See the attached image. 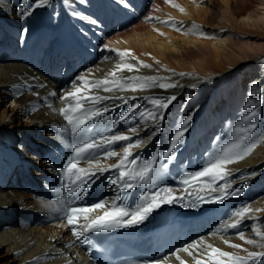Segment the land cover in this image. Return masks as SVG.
Listing matches in <instances>:
<instances>
[{
	"label": "bare ground",
	"instance_id": "obj_1",
	"mask_svg": "<svg viewBox=\"0 0 264 264\" xmlns=\"http://www.w3.org/2000/svg\"><path fill=\"white\" fill-rule=\"evenodd\" d=\"M128 4L124 7L119 0H49L47 6L21 19L18 12L26 7L22 0H0V264H90L86 256L88 233L77 239L72 234L74 226L52 224L49 218L56 207L60 212L56 222L66 223L67 207L88 206L82 195L76 199L72 188L64 187L71 184L62 170L71 158L72 137L70 131H65L68 125L59 111L66 106L60 96L71 90L77 76L95 83L121 62L131 63L138 70L119 71L116 79L153 76L157 84L175 86L135 92L94 90L93 95L108 97L95 107H107L109 111L102 112L86 136L98 139L100 135L125 133L133 140L139 137L148 142L133 151L143 160L155 152L157 144L163 150L170 134L191 116L168 168L154 184L126 194V203L132 207L140 192L156 187L171 188L173 195L183 199L162 204L141 224L120 227L121 239L156 253L153 261L144 264H180L173 253L185 264H195L196 259L207 260L208 244L246 255L224 240L249 251H264L237 235L242 231L246 238L259 241L253 232L254 219L264 216V211L246 214L239 229L219 230L241 206L264 209V141L243 159L228 164L226 172L230 174L213 185L231 183L227 191L240 189L238 196L225 195L217 201L219 192L209 191L207 181L201 180L199 185L190 181V186L180 182L218 155L225 144L234 142L240 135L236 126H247L242 119L246 113H258L254 119L257 128L251 136L259 138L264 134V0H128ZM73 11L99 23L93 25L73 15ZM168 20L175 26L163 23ZM8 32L12 36H7ZM44 47L48 50L42 59ZM57 51L63 52V61L54 77L49 69L56 70V63L61 61ZM122 51L131 54L123 61L118 55ZM45 72L51 76L46 77ZM171 96L176 100L162 122L154 125L148 121L145 127L137 112L115 123L114 118L131 105L138 104L143 111L152 108L149 98ZM5 99L11 106L4 104ZM157 126L161 131L149 141ZM130 127H136L138 132L127 133ZM60 138L67 143H61ZM51 140L56 143L55 150ZM124 143L114 144L109 150L122 154ZM51 154L55 157L48 166ZM98 158L105 167L118 159L105 160L102 155ZM89 163L92 161H81L79 166L88 168ZM50 174L57 177L51 198L39 200L46 176L47 184H51ZM109 178H114L112 171L102 176L97 173L92 187L94 202L114 197L115 186L109 184ZM197 194L208 202L196 201ZM60 200L63 206L55 203ZM49 203L51 208L44 206ZM185 203L197 206L184 207ZM83 224L81 219L76 230ZM201 240L204 243L198 249H189L192 256L177 252Z\"/></svg>",
	"mask_w": 264,
	"mask_h": 264
},
{
	"label": "snow or ice",
	"instance_id": "obj_2",
	"mask_svg": "<svg viewBox=\"0 0 264 264\" xmlns=\"http://www.w3.org/2000/svg\"><path fill=\"white\" fill-rule=\"evenodd\" d=\"M26 5L25 8L18 12L21 19H26L32 15V12L36 8H43L49 4V0H22ZM84 2V0H81ZM122 6L128 7V0H119ZM183 11V8H180ZM73 15L79 16L81 19L87 20V22L96 25L99 22L91 17H85L78 12L73 11ZM148 19H152L148 17ZM163 23L173 24L171 20L163 21ZM196 29V26H192ZM176 30H180L179 27ZM24 33H27L25 28ZM162 34V33H161ZM203 35V33H200ZM107 48V45H105ZM118 55L123 61L124 57L130 56V52L122 51ZM132 59H137L135 56H131ZM138 63L143 67H150V65L144 64L141 61ZM127 70L133 72L136 69L131 63L121 62L115 65V68L108 73V76L103 80H98L95 83L89 81L85 76H77L72 82L73 87L71 90L66 91L60 99L66 102V106L62 107L59 111L67 122L68 127L65 131H70L72 137L71 158L66 163L62 170L63 176L71 181V184H65V188H72V193L76 199L81 198V194L86 195L88 189L95 183L97 173L101 176L107 172L112 171L114 178H109V184L115 186V195L109 201L100 200L93 202L89 206L84 207H67V222L69 225L74 226L72 234L77 239L84 236L89 232H108L114 228L135 226L143 223L148 216L162 204H173L178 199L182 200L183 197H177L173 195V190L168 187L160 188L156 187L152 191L140 192L137 196L138 202L135 206L126 203L127 195L134 193L137 188L144 187L146 185L154 184L163 170L167 169L169 163L174 158L176 151L182 143L185 132L187 131L188 122L191 120V116L183 120L174 133L169 136L168 145L161 150L159 144H157L156 150L149 158L141 159L140 155L136 154L134 149H142L146 146L148 141H144L139 137L133 140L132 135L125 133H116L110 135H100L97 139L95 136H86L91 130L92 123L97 118L102 116V112H107L109 109L104 107L103 109L95 107L102 100L108 99V97H101L99 95H93V91L102 89L105 92L119 90H131L138 91L144 90L148 87L158 86L160 88H171L175 85L170 83L157 84V78L153 76L139 77L133 76L124 79H116V74L119 71ZM108 77H112L109 79ZM50 95H56V93H50ZM123 103H127L126 99L120 98ZM176 100L175 96L171 97H152L148 102L151 104V109H144L141 111V106L131 105L129 108L121 113L118 117L114 118L115 123L128 120L132 115L139 112V119L147 126V122L151 121L154 125L157 122H162L165 118V114L169 106ZM72 101V102H69ZM252 103V101H249ZM90 105V107H86ZM34 110V108H33ZM258 115L256 111H250L243 116V121L247 122L246 127L236 126L237 135L234 142L225 144L219 151L218 155L213 157L200 169L188 173L183 176L181 183L185 186H190L189 182L194 181L197 185L201 180L207 181L206 188L211 192H219V195L215 197V200H222L225 195L238 196L240 189L228 192L227 189L231 187V183L220 184L218 187H213L217 180L225 179V176L230 174L226 172V166L243 159L249 155L261 142L264 141V134L259 138L251 136L253 130L257 128L254 122L255 117ZM113 127L115 124L112 125ZM161 129L157 126L149 136V141L156 136ZM127 133L136 134L138 129L136 127H130L126 129ZM83 137V138H82ZM61 143H67L63 138H60ZM125 142L122 147V154L115 150H109L110 146ZM20 148L23 149L24 145L21 143ZM103 150V151H101ZM102 155L103 159L118 158L116 163H113L107 167L101 166L98 156ZM81 161H92L89 163L88 168L80 167ZM75 177V179H72ZM163 193V195H162ZM127 194V195H126ZM196 201H203V198L198 194L195 196ZM55 203L63 206L64 201L60 200ZM47 208H51L52 204H45ZM193 204H184V207H196ZM251 211L260 212L264 209H250L248 206H241L237 210L231 213V219L225 220L219 230L224 229H239L243 219ZM84 221L83 226L79 231L75 226L80 223V220ZM218 230V231H219ZM253 232L260 240L246 238L242 231H237V235L240 240L244 241L248 245L258 246L264 249V232L253 228ZM204 243L203 240L199 243L189 244L182 249H178L177 252H187L189 256L193 253L189 249H198L199 244ZM225 244H229L233 249H240L246 253V255L233 254L227 251H223L220 248L214 247L211 244L207 245L210 250L207 253V260L196 259L195 264H264V251H249L243 248L240 244H232L228 240H224ZM177 260H180V264L185 262L177 255ZM167 259V257H165Z\"/></svg>",
	"mask_w": 264,
	"mask_h": 264
},
{
	"label": "rangeland",
	"instance_id": "obj_3",
	"mask_svg": "<svg viewBox=\"0 0 264 264\" xmlns=\"http://www.w3.org/2000/svg\"><path fill=\"white\" fill-rule=\"evenodd\" d=\"M6 35L7 36L8 35H11L12 36V33L8 32V33H6ZM43 51H44V49H43ZM60 68H61V66H60ZM4 104H6V106H11L10 105V102L7 101L6 99L4 101ZM103 128H107V127L103 126ZM254 220H255V224H254L253 228L255 227L257 230H259L261 232H264V216L256 217ZM245 230H247V229H245Z\"/></svg>",
	"mask_w": 264,
	"mask_h": 264
}]
</instances>
